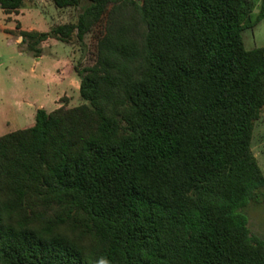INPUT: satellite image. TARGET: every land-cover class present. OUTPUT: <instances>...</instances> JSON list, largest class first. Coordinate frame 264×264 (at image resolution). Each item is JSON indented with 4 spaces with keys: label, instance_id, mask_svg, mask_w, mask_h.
<instances>
[{
    "label": "trees",
    "instance_id": "16d2710c",
    "mask_svg": "<svg viewBox=\"0 0 264 264\" xmlns=\"http://www.w3.org/2000/svg\"><path fill=\"white\" fill-rule=\"evenodd\" d=\"M52 1L87 5L21 29L36 56L112 7L95 64L76 69L87 103L0 136V264H264L245 212L264 187V47L242 37L264 3L245 23L256 0Z\"/></svg>",
    "mask_w": 264,
    "mask_h": 264
},
{
    "label": "rangeland",
    "instance_id": "374dc122",
    "mask_svg": "<svg viewBox=\"0 0 264 264\" xmlns=\"http://www.w3.org/2000/svg\"><path fill=\"white\" fill-rule=\"evenodd\" d=\"M263 3L264 0H256L251 16L245 19V23L256 21ZM83 5H87V2L76 7L59 8L52 0H26L18 11L11 14H6L0 8V136L29 124L10 107L12 99L18 97L19 100L25 98L37 101L44 96V87L36 85L33 77L36 74L46 73L49 68L48 62L56 50L62 52V49L65 51L72 49L76 52L75 69H83L95 64L98 43L106 31L112 5L93 29L86 34L84 41L77 38L76 32L66 43L58 42V46L53 44L50 46L58 39L49 41L50 44L45 45L42 60L38 65L35 63L38 61L35 53L29 51L26 44L18 41V34L23 28L51 31L61 24L76 23L83 10ZM242 37L248 50L264 47V19L254 26L245 28ZM83 103L87 101L80 92L79 97L75 95L72 98V107ZM27 117L29 115H26ZM252 150L264 172V107L255 124ZM245 212L249 218L251 231L264 236V187L259 189L256 201L251 203Z\"/></svg>",
    "mask_w": 264,
    "mask_h": 264
},
{
    "label": "crops",
    "instance_id": "0c3cea01",
    "mask_svg": "<svg viewBox=\"0 0 264 264\" xmlns=\"http://www.w3.org/2000/svg\"><path fill=\"white\" fill-rule=\"evenodd\" d=\"M23 30L29 29L23 28ZM51 40L52 39L42 44V53L45 45L50 44L48 42ZM18 41H22L21 36H18ZM58 42L66 43L65 41L55 40L50 46L52 44L58 46ZM42 53L36 56L38 61H35V63L37 65L42 60ZM76 56L77 53L72 49L69 51L62 49V52L56 50V52L52 54V59L48 62L49 68L46 73L34 75L33 80L35 84L41 85L45 89V94L41 99L31 101L25 98L19 100L18 97H13L10 107L17 115L21 116L29 123L27 126L35 122L33 119H35L38 109L44 108L48 112H51L62 106L71 108L72 98L75 95L79 97L81 78L78 76L74 65ZM36 85L34 86L37 88L38 86ZM26 115H29V117L26 118Z\"/></svg>",
    "mask_w": 264,
    "mask_h": 264
}]
</instances>
